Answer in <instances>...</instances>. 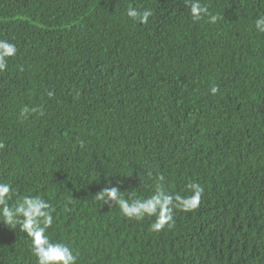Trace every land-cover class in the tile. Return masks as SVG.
I'll return each mask as SVG.
<instances>
[{
	"label": "trees",
	"instance_id": "obj_1",
	"mask_svg": "<svg viewBox=\"0 0 264 264\" xmlns=\"http://www.w3.org/2000/svg\"><path fill=\"white\" fill-rule=\"evenodd\" d=\"M200 3L215 23L190 0H0L17 48L0 72V182L9 204H52L46 235L76 264H264V0ZM117 182L130 201L204 192L153 231L95 199ZM0 264H37L19 225L0 223Z\"/></svg>",
	"mask_w": 264,
	"mask_h": 264
},
{
	"label": "clouds",
	"instance_id": "obj_2",
	"mask_svg": "<svg viewBox=\"0 0 264 264\" xmlns=\"http://www.w3.org/2000/svg\"><path fill=\"white\" fill-rule=\"evenodd\" d=\"M152 14L150 9L140 11L131 5L127 9V16L140 24H147ZM190 14L194 20L207 15L211 23H215L219 18L217 15L209 14L207 7L202 6L200 0H190ZM255 27L264 33V15L255 21ZM16 53L15 44L0 39V72L7 68V59L15 56ZM217 90L216 87H212L211 92L215 94ZM51 95L50 92L49 96ZM29 111L27 108L22 109V115ZM3 148L4 144L0 142V149ZM157 179L163 181L164 177L161 175ZM189 188L190 195L182 196L171 194L162 184H158L149 197L130 201L121 195L120 182H117L112 187L101 188L94 197L109 206L117 205L122 215L128 219L139 221L146 216H154L156 219L151 224V228L153 231H159L165 225L172 226L174 210L190 211L198 207L204 188L195 183L190 184ZM12 195V185L0 182V223L9 228L19 225L21 230L31 238V250L37 264H76L78 254L74 253L69 245L52 242L46 235L47 229L53 224L52 204L39 195L24 196L14 204H9Z\"/></svg>",
	"mask_w": 264,
	"mask_h": 264
}]
</instances>
